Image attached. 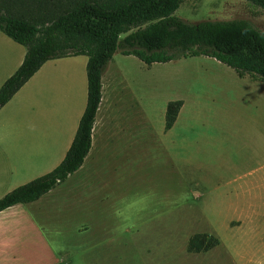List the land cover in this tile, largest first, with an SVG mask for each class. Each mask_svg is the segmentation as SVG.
Wrapping results in <instances>:
<instances>
[{"label":"crops","instance_id":"1","mask_svg":"<svg viewBox=\"0 0 264 264\" xmlns=\"http://www.w3.org/2000/svg\"><path fill=\"white\" fill-rule=\"evenodd\" d=\"M25 53L0 32V88ZM76 58L46 62L1 108L0 199L65 157L86 107L87 61L85 74L71 73L70 80L59 68ZM123 76L112 65L102 78L82 166L38 200L0 212V264H241L206 207H215L230 238L257 234L264 222L263 168H216L211 137L194 141L192 158L187 140L169 139L183 102L160 138L146 112L132 104L133 89ZM197 234L219 244L189 253V239Z\"/></svg>","mask_w":264,"mask_h":264},{"label":"trees","instance_id":"2","mask_svg":"<svg viewBox=\"0 0 264 264\" xmlns=\"http://www.w3.org/2000/svg\"><path fill=\"white\" fill-rule=\"evenodd\" d=\"M184 0H0V32L25 48L24 60L0 88V110L48 61L85 56L87 101L74 139L51 172L0 199V212L38 200L66 181L83 164L101 102L102 78L113 55L134 56L147 67L206 57L243 78L264 82V34L244 20L188 24L174 16ZM264 10V0H246ZM125 37L120 39L121 35ZM181 101L168 103L170 129ZM219 244L208 234L189 239V253Z\"/></svg>","mask_w":264,"mask_h":264},{"label":"rangeland","instance_id":"3","mask_svg":"<svg viewBox=\"0 0 264 264\" xmlns=\"http://www.w3.org/2000/svg\"><path fill=\"white\" fill-rule=\"evenodd\" d=\"M174 16L188 24L244 20L264 34V10L246 0H184ZM124 37L125 34L120 39ZM86 61L85 56L69 59V67L65 64L68 62H63L59 71H69V80L71 73L77 78L85 74ZM112 65L122 71L125 82L133 89L132 104L137 102L146 112L156 135L164 138L168 103L183 102L178 124L169 139L187 140L190 156L195 158L194 141L202 137L205 143L204 138L211 137L210 143L216 147L212 159L216 168L226 165L246 170L263 168L259 179L260 195L264 199V82L241 79L231 68L206 57L147 67L136 57L117 52L107 70ZM212 196H219V192ZM206 210L217 224L220 237L231 246L241 264H248V260L250 264H264V222L257 234L247 231L249 235L244 239H234L230 238L231 232L223 230L219 215L214 213L215 207L207 206ZM259 210L264 221V208Z\"/></svg>","mask_w":264,"mask_h":264}]
</instances>
